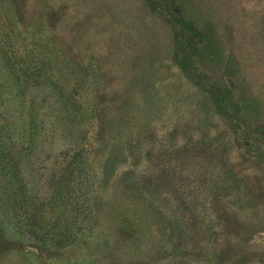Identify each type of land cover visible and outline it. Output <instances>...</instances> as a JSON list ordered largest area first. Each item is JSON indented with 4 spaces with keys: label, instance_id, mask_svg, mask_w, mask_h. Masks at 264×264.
<instances>
[{
    "label": "rangeland",
    "instance_id": "1",
    "mask_svg": "<svg viewBox=\"0 0 264 264\" xmlns=\"http://www.w3.org/2000/svg\"><path fill=\"white\" fill-rule=\"evenodd\" d=\"M0 264H264V0H0Z\"/></svg>",
    "mask_w": 264,
    "mask_h": 264
}]
</instances>
